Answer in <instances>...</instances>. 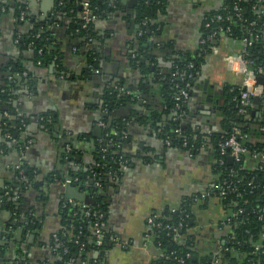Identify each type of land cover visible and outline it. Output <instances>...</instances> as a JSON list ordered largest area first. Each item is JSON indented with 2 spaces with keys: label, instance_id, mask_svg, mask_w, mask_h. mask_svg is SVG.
Returning <instances> with one entry per match:
<instances>
[{
  "label": "crops",
  "instance_id": "crops-1",
  "mask_svg": "<svg viewBox=\"0 0 264 264\" xmlns=\"http://www.w3.org/2000/svg\"><path fill=\"white\" fill-rule=\"evenodd\" d=\"M14 1L35 19L60 17V25L52 26L51 35L60 51L62 71L56 75L50 67L34 65L28 53L20 52L16 38L18 33L30 29L29 24L17 25L10 14H0V92L5 82L14 83L11 104L16 111L15 118L19 113L25 120L20 135L25 141L22 154L21 147L16 149L7 142L0 129V193L14 185L18 175L16 166L20 162L36 174L34 184L37 185H28L20 196L21 210L37 221L34 231L24 229V217L15 226L11 211L0 210V264H55L49 243L60 229V203L73 201L64 196L63 187L69 184L66 167L77 172L93 162V146L101 135L96 131L102 116L100 104L107 89L117 90L123 96L132 95L130 102L111 113L121 124V151L132 164L127 163L120 176L110 179L101 192L107 204L106 229L115 235L116 246L104 255L95 256L94 252L88 260L71 264H153L161 253L151 242L147 219L166 207L178 205L183 197H193L196 201L190 231L200 232L198 249L201 253L209 252L226 214L217 197H205L217 181L215 158L209 147L196 153L166 147L158 138L156 127L147 121L151 114L159 115V126L167 118L162 113V100L155 96L152 78L128 61L138 30L136 0L132 7L128 6L131 0H121L116 10L94 22L93 37L84 45L82 53L68 33L70 17L77 11L79 2L69 0L73 7L68 17L64 13L66 5L57 11L58 0ZM225 1L168 0L164 13L156 20L161 43L157 38H149L143 44L149 47L147 54L153 60L152 66L161 70L165 67L166 55L195 52L201 44L205 16L218 10ZM42 13L48 15L43 18ZM243 49L241 41L213 40L198 70L185 101L183 123L203 138L220 131L221 108L228 94L241 88V76L227 69L224 58L241 55ZM262 49L264 52V39ZM149 50L158 55L153 56ZM89 52L100 61L97 74L94 71L86 74L84 53ZM9 62L19 64L22 74L11 76L10 69H5ZM138 100L142 101L141 105L137 104ZM263 106L264 97L260 98V105L250 101L246 110L249 114L255 111V118H260ZM5 114L0 103V123L8 116ZM46 114L53 120L56 134L45 128L40 116ZM64 137L73 139V162L67 166L62 163ZM247 138L255 142L253 136L246 135ZM66 146L64 150L68 153L70 149ZM56 173L61 177L59 182L53 180ZM81 187L84 185L74 188L85 194Z\"/></svg>",
  "mask_w": 264,
  "mask_h": 264
},
{
  "label": "trees",
  "instance_id": "trees-1",
  "mask_svg": "<svg viewBox=\"0 0 264 264\" xmlns=\"http://www.w3.org/2000/svg\"><path fill=\"white\" fill-rule=\"evenodd\" d=\"M86 3L96 21L103 20L119 7L121 0H72V2ZM69 0H58L57 11L63 5L67 6L64 13L70 17L68 12L72 10L73 4ZM168 4V0H136L135 5V22L138 30L135 38V46L128 52V61L130 65L141 71L145 75L152 78L155 84V96L162 100L164 106L163 114L166 121L157 126L160 122L159 115L151 114L147 117V121L155 126V131L160 141L164 144L167 140L170 148L182 149L191 153L198 152L201 148L209 147L215 160L223 158L225 167L227 168L221 175V179L226 178L228 171H233V176L229 180L235 183L237 192L229 193L224 198H218L225 216L235 214L230 219V224L218 226V233L214 237L213 248L205 253H201L197 243L200 240V232H192L193 227L191 221L194 220L193 206L196 201L193 197H183L176 206L166 207L162 212L155 214L153 228H150V239L154 247L159 249L161 255L153 264H212L215 253L219 259V264H264V254L253 252L249 246L250 242H256L264 229V167L259 168L260 163L251 160L247 155L243 156L242 162L239 164H229L227 155H221L218 143L223 137L229 136L231 128L237 126L241 134L244 135L243 145L252 151L264 152V133L259 131V127L264 125V112L260 118L251 117L245 109L244 116H236L238 107V88L233 89L225 100L224 106L221 108V129L217 133H211L206 138L199 132L191 130L181 120H173L175 112V100L177 92L185 88L189 84L188 91L196 80L200 66L204 61V57L211 49V43L215 39H208L213 27L222 26L230 28V36L232 40L251 42L250 46L244 48L243 58L248 62V68L257 78H261L264 88V52L262 43L264 39V0L257 2L256 0H226L223 5L216 11L209 12L206 16L221 15L223 21L215 23L211 28L202 27L201 43L198 49L193 53H185L178 56L166 55L164 58V69L158 70L157 66H152L153 60L148 57V46H144L149 38H157L161 31L156 20L160 14H163ZM241 8V20H238L233 11L234 6ZM4 8L0 14H10L17 25L28 23L30 29L26 33L18 34V48L23 54L28 53L31 62L41 68H48L51 64L56 65L59 73L62 71L60 61V51L55 42V38L51 35L52 26L60 25V17H47L38 20L30 16L23 5L15 3L14 0H1L0 9ZM76 10L71 15L68 33L71 35L73 44L77 46L82 53V48L93 37L94 23L83 26L82 10ZM26 11L27 20H20V13ZM59 21V23H58ZM253 24V25H252ZM38 36V37H37ZM255 36L258 40L255 41ZM161 43V42H160ZM152 51L153 56L156 52ZM86 57V74L90 75L93 71L97 74L100 68L99 59L90 52L85 54ZM144 58V59H142ZM141 60H143L141 62ZM146 60L148 62H146ZM150 62V64H149ZM193 65V69H189V65ZM8 68L10 70H8ZM13 76L15 73L22 74L23 68L19 64L9 62L6 67ZM261 70V72H259ZM93 72V73H94ZM95 74V75H96ZM94 75V76H95ZM21 81V79L19 80ZM153 89V90H154ZM15 90L14 83L5 82L0 92V103L3 104L4 111L8 116L0 123V129L8 136L7 142L13 144L16 149L23 146L25 141L20 138L23 131V118H15L16 111L13 110L11 99ZM132 95H122L117 90L107 89L104 92L100 109H107L106 117L100 119L104 123L99 139L94 143L92 155L93 162L80 171H72L67 165L73 162V144L71 138L64 137L62 163L65 164L70 185L82 188L87 196L88 204L86 209L68 203L67 200L60 203V229L57 232L58 241L53 243L50 240V248H53V255L56 258L55 264H71L77 261L88 260L89 256L94 252L101 255L106 254L116 246L114 241L115 235L106 229L107 204L104 201L102 190L110 179H117L122 172V162L130 165L132 160L122 153L123 141H121L122 129L121 124L111 117L113 110L120 105L130 102ZM185 102L183 103V106ZM264 107V106H263ZM185 110V108H184ZM40 118L45 128L56 134L53 126V120L49 115H41ZM246 135L255 138V142L246 139ZM186 145L183 146V143ZM65 145L70 147V151L66 153ZM165 145V144H164ZM167 147V146H166ZM168 147V148H169ZM128 161V162H127ZM64 165V166H65ZM244 170H239V167ZM216 167V165H215ZM68 169V170H67ZM219 168L216 167V173ZM36 174L23 165V173L16 176L14 185L8 187L0 193V210L7 208L13 215L15 226H19L25 218L24 229L34 231L37 227V221L32 215L24 213L21 210V193L25 188L33 183L36 184ZM54 181H61L59 173L54 176ZM99 183V187L95 185ZM250 184V185H249ZM254 187V188H253ZM8 193L7 195H5ZM18 196L17 200L14 196ZM241 210V213H238ZM89 212V216H86ZM102 214L104 228H102L101 244L97 246L94 239V231L96 228L95 215ZM159 225V226H158ZM177 235V236H176ZM81 244L83 247H81ZM227 249V250H226ZM189 257H186V255ZM179 260H183L180 263Z\"/></svg>",
  "mask_w": 264,
  "mask_h": 264
},
{
  "label": "built area",
  "instance_id": "built-area-1",
  "mask_svg": "<svg viewBox=\"0 0 264 264\" xmlns=\"http://www.w3.org/2000/svg\"><path fill=\"white\" fill-rule=\"evenodd\" d=\"M257 2H261L262 0H256ZM81 6V10H82V20L84 21L83 26L86 27L88 24L94 23L96 21L95 16L92 14V11L89 9V6L86 3H80ZM1 12L4 11V8L0 9ZM233 11L235 12L234 16L238 19L241 20V15H240V11L241 8L238 7L237 5L234 6ZM26 11H22L20 13V20H27L26 18ZM223 21V18L221 15H215V16H205L204 18V28L208 29L211 28L213 24H217L219 22ZM253 25V24H252ZM19 34V33H18ZM18 34L16 36V38H18ZM231 34L230 32V28L226 27H222V26H215L212 29L211 34L208 36V39H215V38H227L229 37ZM38 37V36H37ZM255 41L258 40V36H255L254 38ZM204 41H201V43H203ZM243 44V47H247L251 45L250 41L247 40H242L241 41ZM244 51V49H243ZM224 61L226 63L227 69L233 73L239 74L242 78V85L241 88L238 90L239 94H238V107H237V112H236V116H244L245 114V109L247 108V105L250 103V101H252L253 98L257 97V98H263L264 97V88L263 86H261L260 84H258L256 82V76L255 74L249 70L248 68V62L243 58L242 54L241 55H228L224 58ZM51 68V70L56 74V75H60V73L57 71L56 69V65L51 64L49 66ZM56 69V70H55ZM189 69H193V65L190 64L189 65ZM259 72H261V70H259ZM195 75L198 74V72L194 73ZM189 84L187 83L185 85V88L180 89L176 96L174 97L175 100V112L178 114H174L175 116L173 117V120H181L183 119L185 112H184V106L183 103L187 100L188 95H189ZM102 112V116L103 115H107V109L103 108L101 110ZM5 116H7V114H5ZM18 118H22L21 114H17ZM23 124V122H22ZM23 126V125H22ZM99 128L103 129L104 127V123L99 121L98 123ZM259 131L264 133V125H261L259 127ZM6 138H8V136L6 135ZM244 139V135L241 134L240 130L237 128V126H233L231 128V132L229 134V136L227 137H223L221 139V141L218 143V148L220 151L221 155H227V162L229 163V159H231V163L229 164H239L242 162V158L243 156L247 155V157L251 160L257 161L258 163H260L259 168H263L264 167V152L263 151H252L249 152V150L243 145L242 140ZM165 146L169 147L170 143L169 141L165 140L164 141ZM186 145V142L183 143V146ZM22 147L19 149L21 150ZM66 149L69 150L70 147L67 145ZM23 153V150H21L20 154ZM122 167L126 166V162H122ZM215 165L216 167L219 168V172H217V181L213 186V189L211 191H209L208 193H206L205 197H210V196H214L217 198H224L227 194L229 193H235L237 192V187L235 185V183L231 182L229 180L230 177L233 176V171L229 170L228 171V175L226 178L221 179V175L224 171L227 170V168L225 167L224 164V160L223 158H219L217 160H215ZM215 167V170H216ZM16 170L18 175H21L23 173V164L20 162L18 164V166H16ZM239 170H244V167H239ZM96 186L99 187V183H95ZM250 185V184H249ZM254 188V187H253ZM8 193H6L5 195H7ZM19 197L16 195L14 196V199L17 200ZM204 198V196H203ZM69 203L75 205V206H80L83 209H86V204L84 203H80L77 201H69ZM241 210H238V213H241ZM86 216H89V212L85 213ZM235 214H231L230 216H224L223 220L220 221V226L223 225H228L230 224V219L234 218ZM154 218L155 216H150L147 219V223L149 225L150 228H153L155 226L154 224ZM103 219V215L98 213L95 215V220H97L96 222V228L94 231V239H95V244L97 246H99L101 244V236H102V228H104V222L102 221ZM159 226V225H158ZM177 236V235H176ZM52 241L53 243H57L58 241V235L53 234L52 235ZM114 241L116 242V238L114 239ZM249 246L253 249V252H260L261 254H264V229L262 234H260L259 239L256 242H250ZM81 247H83V245L81 244ZM51 250L53 251V248H51ZM227 250V249H226ZM217 253H215L214 258L212 259V264H219V259L218 257H216ZM186 257H189V255L187 254ZM180 263H183V260H179Z\"/></svg>",
  "mask_w": 264,
  "mask_h": 264
},
{
  "label": "water",
  "instance_id": "water-1",
  "mask_svg": "<svg viewBox=\"0 0 264 264\" xmlns=\"http://www.w3.org/2000/svg\"><path fill=\"white\" fill-rule=\"evenodd\" d=\"M134 4V0H131L128 2V6L129 7H132ZM78 10L81 9V6H78L77 8ZM48 15V13H42V17H46ZM159 52V51H157ZM143 60H141L142 62ZM89 79H91V77H89ZM256 82L258 84H260L261 86H263V82H262V79L261 78H256ZM127 90V88H125ZM206 102H209L208 99L205 100ZM252 103L253 104H256V105H260V99L255 97L252 99ZM137 104L138 105H141L142 104V101L141 100H138L137 101ZM15 106L17 107V104H15ZM250 112V116L251 117H256L257 114L255 111H249ZM103 117H106V115H103ZM101 128H96V131L99 133H101ZM229 163H231V159H229ZM68 180L70 181V178H68ZM63 181V180H62ZM82 188V187H81ZM63 191H64V196L66 198H70V199H73L77 202H80V203H84V204H88V200H87V196L83 193V192H80L79 190H76L72 185L69 184H66L64 187H63ZM100 253L99 252H96L94 255L95 256H98Z\"/></svg>",
  "mask_w": 264,
  "mask_h": 264
}]
</instances>
